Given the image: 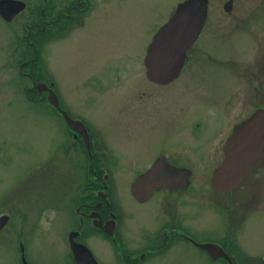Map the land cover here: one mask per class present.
<instances>
[{
    "label": "rangeland",
    "instance_id": "rangeland-1",
    "mask_svg": "<svg viewBox=\"0 0 264 264\" xmlns=\"http://www.w3.org/2000/svg\"><path fill=\"white\" fill-rule=\"evenodd\" d=\"M22 1L26 9L10 23L0 17V217H10L7 226L0 230V264H22L20 242L26 246L25 256L30 264H67L65 258L70 252L67 232L74 227L77 204L73 160L62 156L66 132L63 118L47 102L31 100L32 95L40 97L37 84H52L66 112L83 119L119 155L124 157L123 152L143 150L141 164L159 148L171 150L180 137L200 141L209 126L200 129L195 126V121L203 117L201 103L187 111L186 123L179 126L172 124L167 111L151 109L145 111L150 126L140 130L137 123L139 133L152 135L150 142L143 145L140 138H126V130L135 126L123 120L124 116L137 118L138 110L142 109L131 104L132 91L127 96L125 92L135 83L149 82L144 65L149 45L185 0H96V10L86 17L82 28L76 26L70 36L43 43L39 41L41 31L32 30L34 23L41 22L40 10L50 14L48 19H57L73 0ZM30 30L37 38L32 41L34 45L27 46ZM243 47L225 46L208 51L222 61L237 60V55L242 56L245 50ZM34 53L35 64L25 65ZM256 54L257 49L248 51L243 63L246 66L248 62L257 63ZM198 66L199 77H205L207 84L214 83V91H219L227 87L235 65L231 61L220 64L202 59ZM185 67L179 79L191 78L190 84L193 82L194 88L201 90L196 61H187ZM23 72L32 74V79ZM198 95L193 94L194 99ZM191 167L195 174L193 186L176 194L184 212L183 224L201 243H220L227 238L223 232L229 230V218L207 200V195L219 196L211 187L206 195L200 192L202 186H209L214 166L198 160ZM133 175V170L116 173L114 197L123 220L121 230L130 241L129 232L134 235L162 223L158 215L160 195L147 204H139L130 194ZM255 180L262 182L264 188V170L254 174L233 197L243 199ZM240 223H235L230 231L247 254H241V258L254 264L264 252V215L254 213L244 226ZM105 242L95 239L89 243L104 264H111L113 257ZM161 260L153 259L149 264H223L220 260L212 261L195 246L182 245Z\"/></svg>",
    "mask_w": 264,
    "mask_h": 264
},
{
    "label": "flooded vegetation",
    "instance_id": "flooded-vegetation-1",
    "mask_svg": "<svg viewBox=\"0 0 264 264\" xmlns=\"http://www.w3.org/2000/svg\"><path fill=\"white\" fill-rule=\"evenodd\" d=\"M207 2L208 15L205 24L187 55V61H196L197 79L200 82L199 85L197 81L198 88L201 90L194 88L193 82L190 84L191 78L179 79L182 74L177 79L168 82L135 83L125 92V96L132 91L131 104L142 109V111L138 110L139 116L137 118L133 115L132 119H129V114L123 118L135 126V128L126 130L127 140L129 136L136 140L140 138L141 143L145 145L150 142L152 135L147 136L139 133L137 123L140 130L150 126L145 120V115L148 113L145 112L146 110L155 109V111L162 113L167 111L166 116L173 122L172 124L179 126L186 123L187 111L190 112L192 108H196L201 103L203 117L195 121V126L200 129L204 125H208L209 129L200 141L195 142L189 137L185 141L180 137L174 141L171 150L159 148L154 155L148 156L141 164L140 160L144 156L142 155L143 150L123 152V157L115 148L105 145L103 138L93 132L83 119H76L67 113L60 101L61 110L53 108L63 118L66 126L62 156L73 160V181L77 191V193L75 192L77 204L74 206L76 212L73 221L74 227L67 232L70 252L66 255L65 263L76 264L70 243V236L74 232L78 233L75 235V240L88 246L100 264L104 263L97 257L89 243L95 239L101 242L106 241L105 243L109 245L113 257L111 264H149L153 259L163 261L161 259L166 258L173 248L181 245L185 247L195 246L206 253L212 261L220 260L223 264H230L231 262L232 264H251L248 258H241V254L244 255L246 252L230 230L238 221H241L240 225L244 226V223L250 220L254 213L260 216L264 215L262 182L255 180L256 182L247 188L245 196L241 199L242 197H233L234 192L238 189L231 192H220L213 189L210 178L225 158L224 147L235 128L249 119L256 111L262 109L264 112V0H207ZM96 6V0H73L70 5L64 7L63 13H61L62 20L59 17L53 20L42 18L40 19L41 22L33 24V28L36 27L43 31L45 27H48L49 33L53 29L59 34L67 32L66 37H68L73 32V28L84 26L86 17L95 12ZM54 9L56 8L52 7V10ZM57 21L59 24L55 28ZM71 26L73 27L71 28ZM25 43L27 46L34 45V42ZM237 45H244L243 48L245 49L241 53L242 56L237 53V60L232 58L222 61L221 58L208 51V48L236 47ZM255 49H257L256 55H258L257 63L250 64L248 62L246 66L243 63L245 62L243 58L248 51ZM231 56L234 57V55ZM202 59L220 64L233 62L235 66L232 67V74H230L231 77H229L226 88L214 91V83L207 84L205 77H199L198 61ZM24 63L27 65L28 61ZM23 74L32 79V74L26 72ZM212 77L214 76H211L210 79H214ZM197 92L199 95L194 99L193 94ZM40 95H42L41 100L43 102H48L47 90ZM63 111L82 124H77V127L67 125ZM193 135L195 134L193 133ZM166 159L172 165L191 170L189 188L155 189L150 196L151 198L145 202L134 198L132 186L135 181L160 160ZM198 160L207 161L208 164L214 166L208 179L209 186H202L200 192L206 195L211 187L213 192L219 196L207 195V200L210 204L211 202L216 204L219 210L229 218V230L225 229L223 232L227 238H224L220 243L209 244L217 245L222 249V253L224 252L227 256H212L207 249L199 246L202 244L200 240L190 234L183 224L182 214L184 212L183 209H180L177 197L178 193L182 194L189 191L193 186L195 174L191 166ZM129 170H133L134 174V178L129 182L132 198L139 204H147V202L157 198V195H160L158 197L160 207L158 215L160 214L162 220V223L158 224L157 227L136 232L135 236L129 232L132 241H130L128 234H124L121 230L123 220L119 215V206L116 205L114 199L116 195V173ZM262 170L264 167L253 172L241 188L248 183L254 174ZM176 194L178 195L176 196ZM194 200L197 199L194 198ZM111 227L114 229L113 235L107 231ZM234 243L235 245L232 246ZM218 251L221 252L219 249ZM257 257L258 259L254 264H264V252ZM22 264H24L23 260Z\"/></svg>",
    "mask_w": 264,
    "mask_h": 264
},
{
    "label": "water",
    "instance_id": "water-1",
    "mask_svg": "<svg viewBox=\"0 0 264 264\" xmlns=\"http://www.w3.org/2000/svg\"><path fill=\"white\" fill-rule=\"evenodd\" d=\"M207 0H185L179 4L171 19L154 35L145 56L146 76L150 81L168 82L176 79L183 70L187 52L193 47L201 32L206 17ZM26 8L22 0H0V15L10 22ZM39 92L49 91V100L60 108L58 95L47 84L37 85ZM67 124L77 127L81 123L73 120L63 111ZM223 163L213 173L212 186L223 192L239 188L253 171L264 166V112L262 109L253 113L249 119L235 128L224 147ZM192 172L190 169L176 167L167 159L160 160L146 171L133 184L132 194L141 202L151 198L156 189H187L190 186ZM9 215L0 217V230L7 226ZM109 227V226H108ZM113 227L109 230L113 235ZM71 234L70 243L76 264H100L85 244L78 243ZM24 264H29L25 256V245L20 243ZM213 256H227L215 244H202ZM221 250V252L218 251ZM232 264V262L230 263Z\"/></svg>",
    "mask_w": 264,
    "mask_h": 264
},
{
    "label": "trees",
    "instance_id": "trees-1",
    "mask_svg": "<svg viewBox=\"0 0 264 264\" xmlns=\"http://www.w3.org/2000/svg\"><path fill=\"white\" fill-rule=\"evenodd\" d=\"M48 15H50L46 10H44V9H42V10H40V13H39V16H40V18L42 19H48ZM59 18L61 19V15L59 16ZM48 20H50V19H48ZM62 20V19H61ZM59 23H58V21H57V23H56V25H55V28H56V26L58 25ZM73 26H71V28H72ZM33 29H37L36 27L35 28H33L32 27V30ZM32 30H30V31H32ZM39 30V29H38ZM39 31H41V33L40 34H42V36H41V38H40V40L39 41H41L42 43L43 42H51V41H53L54 39H58V38H63L64 37V35L66 36L68 33L67 32H64V33H62V34H59V33H57V32H55V30H53V29H51V33H49V30H48V27H45V30H39ZM33 31H32V33H30V37H28V40L29 41H35L36 40V38L37 37H34L33 36ZM28 41V42H29ZM40 45H41V43H39ZM39 48V47H38ZM35 53H34V57H33V59H31V60H29L28 61V65H32L33 66V64H35L34 63V61H35ZM42 80V79H41ZM38 93V92H37ZM28 95V94H27ZM35 96V98H33ZM32 95V98H31V100L33 101V102H43L42 100H41V96L42 95H40V97L39 98H37V94L36 95Z\"/></svg>",
    "mask_w": 264,
    "mask_h": 264
}]
</instances>
